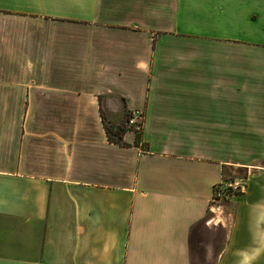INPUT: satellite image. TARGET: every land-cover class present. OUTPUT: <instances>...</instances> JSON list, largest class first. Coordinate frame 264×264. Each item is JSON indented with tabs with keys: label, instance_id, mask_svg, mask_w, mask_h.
I'll return each mask as SVG.
<instances>
[{
	"label": "crops",
	"instance_id": "crops-1",
	"mask_svg": "<svg viewBox=\"0 0 264 264\" xmlns=\"http://www.w3.org/2000/svg\"><path fill=\"white\" fill-rule=\"evenodd\" d=\"M113 106L139 137L108 139ZM235 126H264V0H0V264H191L214 221V264H264ZM228 167L243 186L209 217Z\"/></svg>",
	"mask_w": 264,
	"mask_h": 264
},
{
	"label": "rangeland",
	"instance_id": "rangeland-1",
	"mask_svg": "<svg viewBox=\"0 0 264 264\" xmlns=\"http://www.w3.org/2000/svg\"><path fill=\"white\" fill-rule=\"evenodd\" d=\"M125 108H104V126L115 134L120 127L132 129L139 137L140 128L143 125L144 115L142 110ZM115 137V135L113 136ZM235 156L236 159L247 161L250 166H264V126H235ZM237 159V160H238ZM243 167H228L224 169L222 185L216 187L221 194L210 202L209 217H215L227 212V201L231 193L237 192L243 186V179L247 175ZM248 169V168H247ZM250 169V168H249ZM219 205H224L223 210H217ZM212 208V209H211ZM215 210V211H214ZM225 210V212H224ZM213 212V213H212ZM213 215V216H212ZM226 218V217H225ZM214 221L211 228H200L191 243V264H214L217 251L220 250L226 235L223 223ZM226 221H224L225 223ZM226 224V223H225Z\"/></svg>",
	"mask_w": 264,
	"mask_h": 264
},
{
	"label": "trees",
	"instance_id": "trees-1",
	"mask_svg": "<svg viewBox=\"0 0 264 264\" xmlns=\"http://www.w3.org/2000/svg\"><path fill=\"white\" fill-rule=\"evenodd\" d=\"M101 116H102V119H103L102 110H101ZM127 130L128 129H125L124 127H120L118 129V131L115 134H113V133H111V130L108 129V127H106V132H107L108 139L110 141H112V142L119 143V144H125V142L123 141V135H124V133ZM114 135H115V137H113ZM196 231H197V224L192 226V228L190 229V234H189L190 245H191L192 240L196 236Z\"/></svg>",
	"mask_w": 264,
	"mask_h": 264
},
{
	"label": "built area",
	"instance_id": "built-area-1",
	"mask_svg": "<svg viewBox=\"0 0 264 264\" xmlns=\"http://www.w3.org/2000/svg\"><path fill=\"white\" fill-rule=\"evenodd\" d=\"M219 185H222V182H220L218 185H216V187L219 186ZM216 187H215V190H214V197L216 196V197L219 198V195L221 194V192L218 191V190L216 191Z\"/></svg>",
	"mask_w": 264,
	"mask_h": 264
}]
</instances>
